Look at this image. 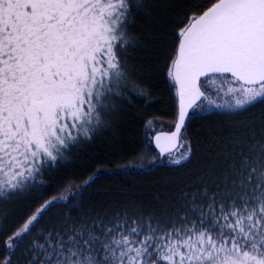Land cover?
<instances>
[{"label":"snow or ice","instance_id":"1","mask_svg":"<svg viewBox=\"0 0 264 264\" xmlns=\"http://www.w3.org/2000/svg\"><path fill=\"white\" fill-rule=\"evenodd\" d=\"M157 86L172 119L140 166L191 162L188 121L216 115L195 172L81 213L71 150ZM45 177L60 196L30 195ZM0 264H264V0H0Z\"/></svg>","mask_w":264,"mask_h":264},{"label":"trees","instance_id":"2","mask_svg":"<svg viewBox=\"0 0 264 264\" xmlns=\"http://www.w3.org/2000/svg\"><path fill=\"white\" fill-rule=\"evenodd\" d=\"M161 3H172L177 7L184 0H160ZM144 19L138 21L143 24ZM130 63L141 65V59L131 60ZM150 69L145 66L143 72ZM157 83V81H153ZM116 106L122 110L116 113L115 128L101 131L90 143L80 144L71 150V162L66 163L62 170L75 184H81L89 177L95 179L83 190V199L78 201L81 213L85 207L102 206L118 198L117 194L131 190L141 203L151 200L150 193L155 190L157 183L171 180L175 177H188L193 174L199 163V157L204 154L215 135L214 129L219 126V117L213 114H196L188 121L185 130L191 139L196 155L191 162L177 166L164 157L152 167H141L150 156L157 152L148 131L146 121L156 120L168 124L172 116L169 114L171 103L166 89L157 86L153 89V98L147 103L141 96H131L129 102L116 101ZM259 107V105L257 106ZM151 149V151H149ZM136 154L145 156V160L134 159ZM128 169L125 170V166ZM194 178V177H193ZM65 183L54 184L46 177L43 184L36 186V191L30 195L48 197L60 196ZM68 195L67 193H63ZM70 211V206L56 203L46 213V218L60 216ZM76 216V212L71 213Z\"/></svg>","mask_w":264,"mask_h":264},{"label":"rangeland","instance_id":"3","mask_svg":"<svg viewBox=\"0 0 264 264\" xmlns=\"http://www.w3.org/2000/svg\"><path fill=\"white\" fill-rule=\"evenodd\" d=\"M161 124L166 126V124H164V123L157 122V124L154 126V129L155 130H164V129H161ZM148 131H149V135H150V138H151V135H154V130L153 129H149V127H148Z\"/></svg>","mask_w":264,"mask_h":264},{"label":"water","instance_id":"4","mask_svg":"<svg viewBox=\"0 0 264 264\" xmlns=\"http://www.w3.org/2000/svg\"><path fill=\"white\" fill-rule=\"evenodd\" d=\"M153 146H154V144H153ZM155 147V146H154ZM157 150V149H156ZM158 151V150H157ZM164 157H166V156H162L160 159L162 160Z\"/></svg>","mask_w":264,"mask_h":264}]
</instances>
